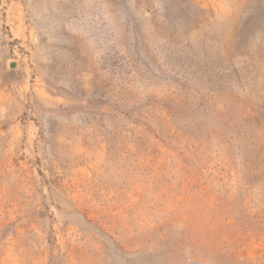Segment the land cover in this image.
<instances>
[{
  "label": "rangeland",
  "instance_id": "1",
  "mask_svg": "<svg viewBox=\"0 0 264 264\" xmlns=\"http://www.w3.org/2000/svg\"><path fill=\"white\" fill-rule=\"evenodd\" d=\"M0 264H264V0H0Z\"/></svg>",
  "mask_w": 264,
  "mask_h": 264
}]
</instances>
